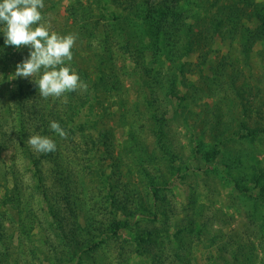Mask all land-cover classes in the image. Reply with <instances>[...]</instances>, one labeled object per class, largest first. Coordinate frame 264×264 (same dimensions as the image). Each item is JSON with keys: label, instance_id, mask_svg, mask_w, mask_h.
<instances>
[{"label": "trees", "instance_id": "16d2710c", "mask_svg": "<svg viewBox=\"0 0 264 264\" xmlns=\"http://www.w3.org/2000/svg\"><path fill=\"white\" fill-rule=\"evenodd\" d=\"M80 2L82 0L69 8L70 17L77 24H72L71 32L81 40L73 48L71 68L77 69L81 80L88 85L87 91L83 95L67 93L61 104L58 101L39 105L42 97L33 95L29 85L20 80L12 97L14 105L7 107L20 152L34 167V177L40 182L39 195L53 220L50 228L61 243L57 254L66 264H84L87 256L97 255L109 240L118 241L126 234L134 239L131 245L137 247L135 250L142 257L148 256L154 248L165 250L168 247L175 257L170 264H176L177 260L179 264H191L187 258L190 240L202 238L208 226L203 218L205 206L199 203L200 197L195 199L190 194L181 210L183 218L172 223L169 215H175L176 205L168 197L176 178L180 176L185 181L191 169L180 173L179 156L168 137L165 119L161 120L157 112H150L142 129L148 131L141 137L132 117L139 115V107L151 111L159 101L155 98L154 84H163L165 98L186 104L190 89L183 85L187 67L182 60L188 54L198 53L201 67H207L208 73H212V82L221 93L217 101L220 106L213 107L216 113L210 115V107H207L208 111L201 115L202 120L206 119L205 130L191 126L196 159L199 158L207 178L222 180L225 188L255 200L264 212V160L256 158L254 161L247 155L250 151L264 150V86L243 78L250 54L264 41V3L256 0H126L120 15L112 11V3L119 5L124 0H112V3L105 0L109 9L93 21ZM188 7H194L198 14L192 15L196 23L193 26L187 25L184 18L188 15L186 11H191ZM106 14H109L108 20ZM217 35L237 41L245 58L240 61L220 54L216 56L220 60L215 65L209 56L214 52L213 41ZM119 39L120 56L115 57L109 46L113 47V41ZM86 45L94 46L95 52L83 53ZM120 61L124 63L123 70L119 69ZM165 63L177 64L172 75L167 74L166 83L159 76ZM179 81L187 89L186 93L178 91ZM129 82L135 91L140 89L141 95L130 101L128 112L121 113L120 122L127 131V138L117 154L113 146L114 133L106 128V119L112 115L104 103L108 101L110 105L118 104L122 110L126 109L128 106L124 108L120 104L124 100L119 101V93L131 92L124 84ZM256 100L261 108H256L253 102ZM52 121L61 125L73 143L74 156L66 171L59 146L54 153L41 154L27 143L32 134L30 130L58 143L60 137L50 130ZM29 125L33 129L27 130ZM233 145H239V149L234 151ZM45 161L53 162L55 167L54 184L68 189L62 199L67 218L51 205L49 195L43 191L40 167ZM125 167L129 171L131 167L139 183L125 180ZM3 190L0 191L1 208L12 204L21 206L24 196L17 186H5ZM89 194H94L97 200L91 199ZM18 215L17 222L26 230L25 234L33 232L35 222L30 215H35L34 212L19 211ZM143 221L148 225L143 227ZM172 230L175 239L165 247L160 236L170 235ZM172 243L175 248L171 247ZM211 259L214 260L213 256Z\"/></svg>", "mask_w": 264, "mask_h": 264}, {"label": "rangeland", "instance_id": "374dc122", "mask_svg": "<svg viewBox=\"0 0 264 264\" xmlns=\"http://www.w3.org/2000/svg\"><path fill=\"white\" fill-rule=\"evenodd\" d=\"M111 1L110 3H112ZM256 2L264 3V0H256ZM77 3H79V0H44V8L41 11L50 33L55 32L62 36L73 33L71 32V26L72 24L74 26L77 24L73 22L72 16L70 17L69 8L76 6ZM80 3L84 5V9L89 12V18L93 19V21L97 17L104 15L105 9L110 7L105 5V0H82ZM126 3V0L119 5L112 3V11L121 15L123 6ZM187 9L191 11L185 10L188 15H185L184 18L187 20V25L193 26L196 24L193 16L198 14L195 13L194 7H188ZM213 12H215V9H213ZM108 15L106 14V20H108ZM202 15L204 17V14ZM103 23H105V20H103ZM91 27L93 28V26ZM73 29L75 32V27ZM2 32L3 25H0V191H4L5 186L7 188L17 186L24 197L21 198V206L12 204L8 207H0V264H66L60 260L61 257L56 251L59 250L61 243H59L56 234L50 228V223L53 220L48 216L47 205L39 195L40 182L38 183L34 177V167L20 152L18 137L15 134L7 111V107L10 104L14 105L12 97H14V92L20 80L29 85L33 95L39 96L38 87L34 83L39 79V76L36 75L28 79H14L13 75L16 65L28 57L30 50L27 47L16 50L13 46H5ZM85 40L86 38H84ZM80 41V38L76 40L75 47ZM213 43L212 49L214 52H211L209 57H212V62L215 65L220 60L219 58L216 59V56L220 54L231 56L233 59L240 61L245 58L242 49L237 45V41H233L229 36L217 35ZM120 45L121 40L119 39V41H113L114 48L109 46L112 56H120ZM83 47L87 49L83 51L87 55L95 52L94 46L93 48H89L87 45ZM75 56L77 55L75 54ZM263 56L264 41L258 43L255 51L250 54L249 64L244 68L243 78L246 82H259L264 86ZM198 57V53L188 54L182 60L187 67L183 78L186 83L183 85L190 89H188L190 92L186 104L183 101H171L169 97L165 98L164 89H161L163 84L161 86L154 84V89L157 92L155 98L158 97L159 101H156V104L151 107V111L139 107L140 113L136 117H132V121L134 120L138 132L143 137L145 131H148L147 128L143 131L142 129L146 126L150 112H157L159 118L161 120L165 119L168 123L166 131L179 156L178 165L182 169L180 173H183L187 168L191 169L185 181L180 176L176 178L168 193L169 199L176 205L175 215H169L172 223L183 218L184 215H182L181 210L186 205L190 194L195 199L200 197L199 203L201 205L203 203L205 206L203 218L208 226L204 229L205 235L202 238L193 237L190 240L191 248L187 255L189 262L191 264H264L263 209L259 207L255 200L238 195L231 192L229 188H225L222 180L207 178L204 175V168L199 158L196 159V148L195 144L192 143L193 132L191 126L194 125V128L198 130L204 129L203 125H205L204 121L206 119L202 120L201 115H204L206 110L208 111L207 107H210V115L216 113L213 107L220 106L217 105V101H219L221 93L220 88L214 86L212 82V73H208L207 67H201L202 64ZM75 58L77 59V57ZM176 65L173 63L163 64L160 75H158L165 80V83L169 80L167 74L172 75V70L174 69L175 71ZM77 67L79 68L80 66ZM123 67L124 63L120 61L119 69L123 70ZM72 68L77 72V69ZM124 84L126 88H131V92L127 91L123 95L119 93V101L124 100L120 104L124 108L128 106L126 109L122 110L118 104L110 105L108 101L104 103V106L112 115V117L110 116L106 119V124L108 125L106 128L114 133L113 146L117 154L120 153L121 144L127 138V131L120 122L121 113L128 112L130 101H134V98H138L141 95L140 89L135 91L134 86L130 87L132 82ZM183 85L180 81L178 82V91L180 93L181 91L187 92ZM141 87L143 89V86ZM79 93L83 95L84 91H79ZM63 98H42L38 104L58 101L61 104ZM253 102L256 108H261L258 100ZM239 111L243 113L240 109ZM208 119H211V116H208ZM29 129H33V126L29 125L27 130ZM30 132L32 133L30 137L38 135L37 132L32 130ZM150 141L152 144V140ZM56 145L62 151L63 157L61 160H63L66 171L70 167V160H73V143L67 136L66 139L60 138ZM238 147L239 145H233L231 148L236 151L239 149ZM262 153H264V150L250 151L247 155L251 160L255 161L259 158L258 160L263 161L264 156ZM40 168L43 173L42 184H44L43 187L45 188V190L43 189L44 193L49 195L51 205L56 206L63 213V216L67 218V215H64L66 204L62 202V199L68 189L54 184L52 175L55 167L53 162L45 161ZM128 169L125 167V180L130 179L139 183L136 173L131 171V167L130 171ZM68 187L70 188V186ZM89 196H91V199L97 200L94 194H89ZM27 210L34 212L35 215H30V218L33 217L35 226L33 232L25 234L26 230H23L22 225L20 226L17 220L20 216L18 215L19 211ZM146 225L148 223L143 221L142 226L145 227ZM156 226L161 227L159 225ZM174 236L173 230L172 232L170 231V235L162 234L160 236L162 241L166 243L165 247L168 243H171L170 241L175 239ZM212 236H216L215 241ZM133 241L134 239L126 234L118 241L109 240L107 244L97 251V255L94 257L87 256L84 259V264H170L171 259H175L170 254L168 247L165 250L154 248L148 256L142 257L135 250L137 247L131 245ZM171 247L175 248V245L172 243ZM212 256L214 258L213 261L211 259ZM46 257H49V260H46ZM176 264H179L178 260Z\"/></svg>", "mask_w": 264, "mask_h": 264}, {"label": "clouds", "instance_id": "9594fccd", "mask_svg": "<svg viewBox=\"0 0 264 264\" xmlns=\"http://www.w3.org/2000/svg\"><path fill=\"white\" fill-rule=\"evenodd\" d=\"M44 0H0V25H3L5 46L16 50L27 47L29 55L16 65V78H32L42 98H61L67 93L87 91L88 85L71 68L76 34L59 35L49 31L42 9ZM38 25V26H37ZM35 26V27H34ZM50 130L61 139L68 133L56 122H50ZM27 143L41 154L54 153L55 141L47 136L32 135Z\"/></svg>", "mask_w": 264, "mask_h": 264}]
</instances>
